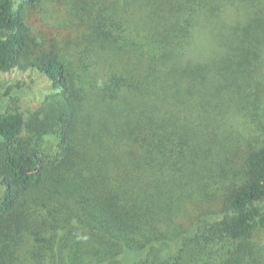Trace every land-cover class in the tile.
Wrapping results in <instances>:
<instances>
[{"label":"trees","instance_id":"16d2710c","mask_svg":"<svg viewBox=\"0 0 264 264\" xmlns=\"http://www.w3.org/2000/svg\"><path fill=\"white\" fill-rule=\"evenodd\" d=\"M220 1L0 0V71L54 88L0 113V264H264V10Z\"/></svg>","mask_w":264,"mask_h":264},{"label":"rangeland","instance_id":"374dc122","mask_svg":"<svg viewBox=\"0 0 264 264\" xmlns=\"http://www.w3.org/2000/svg\"><path fill=\"white\" fill-rule=\"evenodd\" d=\"M15 1L17 4L23 3V0ZM41 3L43 4V0H41ZM220 3V10L218 12L221 17L220 22L227 25L234 24L236 21H249L264 10V0H221ZM56 12V14L48 12V18L46 19L52 22L51 25L45 22V12L34 11L30 15L34 31L47 40L49 38H61V34L66 33L63 18L58 16L61 15V12L63 13V10L59 8V12ZM242 14L245 17H241ZM220 22L214 19L210 20L208 25H205L206 31H218L221 29ZM261 63L264 65L263 57ZM262 72L261 79L264 81V69H262ZM53 91L54 88L51 80L37 69L28 68L27 70L13 69L9 72L0 71V113L7 109H18L27 112L28 110L38 108L45 97Z\"/></svg>","mask_w":264,"mask_h":264}]
</instances>
